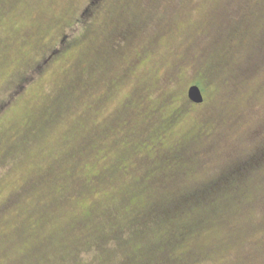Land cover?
<instances>
[{
	"label": "rangeland",
	"instance_id": "374dc122",
	"mask_svg": "<svg viewBox=\"0 0 264 264\" xmlns=\"http://www.w3.org/2000/svg\"><path fill=\"white\" fill-rule=\"evenodd\" d=\"M88 5L0 0V264H59L76 253L88 260L91 251L68 248L72 226L75 236L108 226L119 214L112 207L143 202L131 184L146 159L179 146L182 181L202 183L249 150V134L264 131V0ZM64 35L70 41L48 54ZM200 66L212 75L197 74ZM195 79L209 87L200 104L187 95ZM190 103L161 143L115 139L112 129L131 115L156 107L168 115ZM116 115L118 122L109 120ZM220 236L213 227L185 242L182 264H230ZM244 251L264 264V245Z\"/></svg>",
	"mask_w": 264,
	"mask_h": 264
},
{
	"label": "trees",
	"instance_id": "16d2710c",
	"mask_svg": "<svg viewBox=\"0 0 264 264\" xmlns=\"http://www.w3.org/2000/svg\"><path fill=\"white\" fill-rule=\"evenodd\" d=\"M99 2L100 0H89L86 8L91 11V7ZM257 16L258 13L254 18ZM71 36L64 35L48 54L56 55L58 46L66 45ZM252 43L254 46L257 45L256 41ZM116 53L118 55V52ZM201 67H197V74H208L209 77L212 75L207 69L203 71ZM210 69L214 70V68ZM92 70H95L94 65L85 72L90 79L94 74ZM193 83L199 86L205 97L209 91L206 82L195 79ZM183 106L168 115L157 107L143 110L140 116L131 115L134 117L133 122L128 120L126 123L119 121L120 117L116 115L113 118L115 120L109 119L119 121L114 126L115 130L109 127V123L107 127L113 130L115 139L121 138L122 143L146 137L152 138L154 142L156 137V143H161L166 129L186 116L192 105L190 103ZM84 113L87 115V108L84 109ZM231 120L229 123L234 122ZM227 124L224 122L225 126ZM213 126L214 123L212 128ZM106 130L107 128L103 129L102 136ZM248 138L251 140L249 150L244 154L241 153L242 155L235 153L236 160L224 163L225 165L217 171L219 173L217 178L202 183L182 181L185 170L180 167L183 166L185 169V152L179 146L176 151H171L169 154L160 151L149 159L143 158L142 160L146 159L147 163L142 165L139 178L131 184V189L134 187L141 193L144 201L139 198V202L135 201L134 204L112 207L119 210V214L113 213L110 221L109 218L107 219L108 226L97 229L94 225L88 230L82 229L75 236L73 225L72 237L75 240L70 238L72 241L68 248L81 247L87 252L91 251V257L83 260L79 258L78 253L73 256L71 252L73 260L66 262V256H62L56 258L57 262L59 264H182L179 248L185 242H194L197 236L205 232L211 233L213 227H217L221 234L218 238L219 247L228 249V255L233 256L230 264H255L257 253H246L244 249L264 245L263 129H257L253 134H249ZM138 151V147L133 150L135 153ZM123 200L127 202L128 197ZM99 216L101 213L96 218ZM59 230L58 237L64 241L68 237L69 228L63 226ZM47 234H43L45 241Z\"/></svg>",
	"mask_w": 264,
	"mask_h": 264
},
{
	"label": "water",
	"instance_id": "95a60500",
	"mask_svg": "<svg viewBox=\"0 0 264 264\" xmlns=\"http://www.w3.org/2000/svg\"><path fill=\"white\" fill-rule=\"evenodd\" d=\"M188 98L194 103H201L203 101V95L198 85L192 84L188 88Z\"/></svg>",
	"mask_w": 264,
	"mask_h": 264
}]
</instances>
